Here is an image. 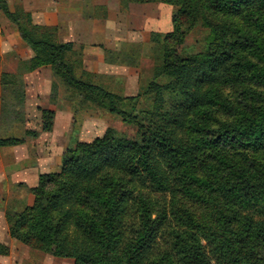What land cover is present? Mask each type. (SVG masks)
I'll return each mask as SVG.
<instances>
[{"label":"trees","instance_id":"16d2710c","mask_svg":"<svg viewBox=\"0 0 264 264\" xmlns=\"http://www.w3.org/2000/svg\"><path fill=\"white\" fill-rule=\"evenodd\" d=\"M122 1L176 7L171 30L151 36L152 79L130 96L78 76L82 46L56 41V26L38 32L31 12L24 21L0 0L33 53L25 71L49 66L82 102L136 127L67 148L60 169L40 173L24 206L5 213L9 236L74 264H213L202 239L216 264H264V0ZM196 25L208 30L205 49L179 56ZM40 115L50 132L55 110ZM22 143L0 136V149Z\"/></svg>","mask_w":264,"mask_h":264},{"label":"rangeland","instance_id":"374dc122","mask_svg":"<svg viewBox=\"0 0 264 264\" xmlns=\"http://www.w3.org/2000/svg\"><path fill=\"white\" fill-rule=\"evenodd\" d=\"M7 1L11 10L18 12L24 21L26 18L23 12H34L31 14L30 24L36 25L38 32L51 31L54 26L57 32L58 27L52 22L53 17L43 15L49 10L47 12L54 13L64 22L65 28L67 24L71 27L70 38L65 32L61 36L63 40L72 39L77 43L84 41L103 50V64H85L82 61L77 74L125 96L140 94L152 79L157 51L151 36L153 33L164 35L171 30L172 14L176 10V7L158 1L143 4L122 0ZM94 20L99 25L100 32L89 35L86 31H89L90 22ZM15 28L0 13V37L3 42L0 45V136L24 137V143L0 151V243L9 248L7 255H0V263L74 264L71 258L54 257L29 248L12 237L10 240L7 237L9 234L5 213L22 208L28 200V183L35 178L37 183L40 173L58 171L65 150L74 147L77 141H90L95 136L102 135L107 128L132 137L136 134V127L123 122L117 115L82 102L52 73L51 95L45 106L52 105L51 108L55 110L54 129L52 133L42 131L40 108L44 107L37 106L41 99H35L34 90L30 89V94L26 93L27 87L31 85L24 78L27 71L23 69V61L27 58L22 59L21 56L26 57L27 53L20 52L9 42V38L13 41ZM207 34L206 28L196 25L189 31L183 44L178 46L179 56L204 50ZM54 38L58 41L55 33ZM22 89L24 98L18 96ZM137 102L138 109L147 108L151 103L141 96ZM26 130L37 131L38 135L26 136ZM163 207L166 208V204ZM175 230L182 231L179 228ZM161 234H165L167 240L170 238L166 226L162 228L159 235ZM201 242L204 252L216 264L215 255L205 246L206 241L202 239Z\"/></svg>","mask_w":264,"mask_h":264},{"label":"crops","instance_id":"0c3cea01","mask_svg":"<svg viewBox=\"0 0 264 264\" xmlns=\"http://www.w3.org/2000/svg\"><path fill=\"white\" fill-rule=\"evenodd\" d=\"M47 11H49V10H46L44 12L46 14L43 13V15L53 17L52 22H54L55 25H57V27H58L57 32H55V35L57 36V40L59 42L71 41V42H73L75 47L82 46V60L85 64L94 63V62H98L100 64L101 63L103 64V62L105 61L103 50L99 49L97 46H94L92 43L86 44V42H84V41H79L77 43V42H74V40H72V39L63 40L62 39L63 37H61V36H64L65 32H66V35H68L67 37L70 36L71 27L67 24V27L65 28L63 25L64 22H61V20L58 19V17L54 13L52 14V12H47ZM51 11H53V10H51ZM31 14H34V12ZM90 23H91V26L88 27L89 31L88 32L86 31V33L89 35L90 34H93V35L98 34L100 32L99 31L100 29L98 28L99 25L96 24L95 20L90 22ZM73 32L76 33L75 31H73ZM1 38L2 37H0V45H2V43H3ZM13 41L11 40V38H9V42H10L11 46L18 48L20 50V52H26L27 53L26 57L21 56L22 59L29 58L30 56H32V54H33L32 51L28 47L24 46L21 43V40H20L19 35H18L16 30L13 33ZM52 75H53L52 70L49 66L40 67L36 70L27 72L24 75V78H25V80H27V83L29 82V84L31 85V86L27 87L26 93L30 94V89L34 90L35 91V95H34L35 99L37 100L38 97L41 99L39 101V103L37 104V106H42L44 108H51V106H52V105H50V107L45 106V102H47V98L51 95V85H52V79H53ZM42 100H43V102H41ZM54 119H55V117H54ZM53 129H54V123H53L52 130ZM52 130L49 133H52L53 132ZM3 148H11V147H3ZM3 148H1V149H3ZM1 149H0V151H1ZM13 153L14 152H9V154H13ZM48 170L52 171L53 169H48ZM26 183H28V182H26ZM35 184H36V178L34 179L33 182L28 183V186L32 187ZM7 237L10 240L12 239L10 236H7ZM0 264H2V263H0Z\"/></svg>","mask_w":264,"mask_h":264}]
</instances>
